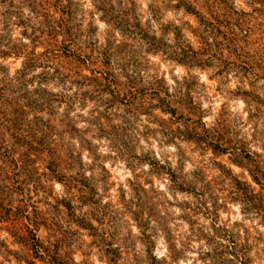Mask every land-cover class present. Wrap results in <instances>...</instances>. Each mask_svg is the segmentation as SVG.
Listing matches in <instances>:
<instances>
[{"label": "clouds", "instance_id": "1", "mask_svg": "<svg viewBox=\"0 0 264 264\" xmlns=\"http://www.w3.org/2000/svg\"><path fill=\"white\" fill-rule=\"evenodd\" d=\"M262 182L264 0H0V205L35 264H264ZM27 252L0 217V264Z\"/></svg>", "mask_w": 264, "mask_h": 264}, {"label": "rangeland", "instance_id": "2", "mask_svg": "<svg viewBox=\"0 0 264 264\" xmlns=\"http://www.w3.org/2000/svg\"><path fill=\"white\" fill-rule=\"evenodd\" d=\"M15 123L17 124V126H19L20 123L19 117H17ZM29 159H31V156H29ZM17 190L20 191L21 189L18 188ZM11 212H12L11 208H9L7 205H0V217L6 219L16 229V234L19 236L21 241L24 242L26 245H28V252L26 253V256L28 258L29 264H35V260L32 257L33 252L36 253V256L39 259L45 260L44 257H39L38 249L40 246V242L35 238L34 233H32L31 229H28V231L25 232V228L27 227V225H24L22 220L20 219H13ZM21 216H23V213L17 210L16 217L19 218ZM81 223H83V221ZM53 261L54 264H65V262L59 258V256L53 257Z\"/></svg>", "mask_w": 264, "mask_h": 264}]
</instances>
